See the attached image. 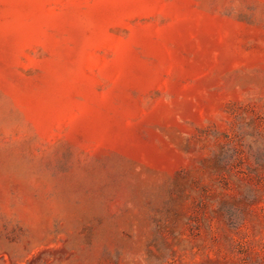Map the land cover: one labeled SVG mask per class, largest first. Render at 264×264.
<instances>
[{
	"label": "rangeland",
	"instance_id": "1",
	"mask_svg": "<svg viewBox=\"0 0 264 264\" xmlns=\"http://www.w3.org/2000/svg\"><path fill=\"white\" fill-rule=\"evenodd\" d=\"M0 264H264V0H0Z\"/></svg>",
	"mask_w": 264,
	"mask_h": 264
}]
</instances>
